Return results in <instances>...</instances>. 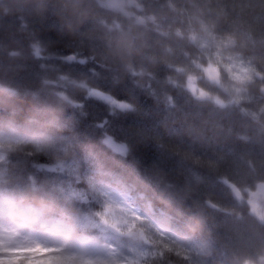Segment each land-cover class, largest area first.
Masks as SVG:
<instances>
[{
	"label": "trees",
	"instance_id": "16d2710c",
	"mask_svg": "<svg viewBox=\"0 0 264 264\" xmlns=\"http://www.w3.org/2000/svg\"><path fill=\"white\" fill-rule=\"evenodd\" d=\"M128 1L0 0V142L23 146L0 151V180L68 243L258 264L264 212L231 186L264 182V0ZM232 60L252 74L237 96ZM101 185L132 196L139 235L106 226Z\"/></svg>",
	"mask_w": 264,
	"mask_h": 264
},
{
	"label": "clouds",
	"instance_id": "9594fccd",
	"mask_svg": "<svg viewBox=\"0 0 264 264\" xmlns=\"http://www.w3.org/2000/svg\"><path fill=\"white\" fill-rule=\"evenodd\" d=\"M22 147L7 141L0 142V151L22 150ZM22 192L17 185L0 180V207L19 217L10 225L6 221V227L0 230V258H3L0 259V264H81V257L69 255V243L54 231L31 230L28 223L35 217L20 214L15 207L21 203ZM121 227L131 230L140 225L133 222Z\"/></svg>",
	"mask_w": 264,
	"mask_h": 264
},
{
	"label": "rangeland",
	"instance_id": "374dc122",
	"mask_svg": "<svg viewBox=\"0 0 264 264\" xmlns=\"http://www.w3.org/2000/svg\"><path fill=\"white\" fill-rule=\"evenodd\" d=\"M102 3H105V0H100ZM127 5V1H126ZM125 5V6H126ZM121 8L122 12L128 14V10L125 8ZM227 62V61H226ZM242 61L232 60L231 64L228 65L230 77L234 80V86L229 88V91L232 96H237L239 94L238 88L241 89L242 85L245 82L252 78L251 71H249V67L246 63H241ZM244 62V61H243ZM208 78L214 83L221 84V80L219 78V72L213 68L208 69L206 72ZM191 90L195 91L193 85H189ZM214 100L221 103L220 100L214 98ZM118 107L121 105L118 104ZM100 190L103 194H105L109 201V207L106 212V217L104 218V222L106 226L111 228L114 232H126L127 234H132L133 236L140 234V227L129 230L128 228L121 227V225H125L128 223H137L140 225L137 217L136 211L133 201H123L119 200L116 197L111 195L113 190L117 191L110 185H101ZM258 195H251V191L244 195L245 201L250 205L251 212L261 217V212H264V201L259 199ZM263 201V202H260ZM35 220V221H34ZM36 222V219H33ZM34 228L35 231L40 230H50L54 231L57 235H59L62 239L66 240L64 236H62L57 228L51 226L46 221L41 222L37 227ZM42 228V229H40ZM84 239V238H83ZM86 243L92 245L94 247V251L88 255L81 257V264H139V261L146 256L145 249L141 246H136V244L131 245L128 251L122 253V255H117L116 247L114 244L103 245L100 243H96L89 239H84ZM3 259V258H0ZM14 259V257L12 258ZM258 264H264V258L259 261Z\"/></svg>",
	"mask_w": 264,
	"mask_h": 264
},
{
	"label": "snow or ice",
	"instance_id": "6c2138e0",
	"mask_svg": "<svg viewBox=\"0 0 264 264\" xmlns=\"http://www.w3.org/2000/svg\"><path fill=\"white\" fill-rule=\"evenodd\" d=\"M111 195L123 201L132 200V196L127 192H120L113 190L111 192ZM41 216L42 213L39 210H37L35 213V219L38 220ZM18 219L19 217L14 216L11 212H6L3 207H0V230L6 227V223H5L6 221L10 225L15 223ZM31 230L35 231L34 228H31ZM69 245L71 249L69 255L71 256H79V257L88 256L95 250L94 247L86 243L83 238L72 240L69 243Z\"/></svg>",
	"mask_w": 264,
	"mask_h": 264
},
{
	"label": "water",
	"instance_id": "95a60500",
	"mask_svg": "<svg viewBox=\"0 0 264 264\" xmlns=\"http://www.w3.org/2000/svg\"><path fill=\"white\" fill-rule=\"evenodd\" d=\"M106 3L108 5H112L116 8H122L124 5H125V0H105ZM97 94L101 95L102 97H104V99H106L107 101H110L112 98L105 94V93H102L100 91H96ZM256 188L251 192V195H258L262 198V200L264 201V182H259L258 184H256ZM231 189H232V193H233V197L238 199V200H241L243 198L242 196V193L241 191L236 188L235 186H231Z\"/></svg>",
	"mask_w": 264,
	"mask_h": 264
}]
</instances>
